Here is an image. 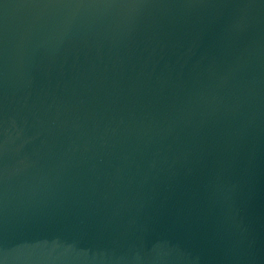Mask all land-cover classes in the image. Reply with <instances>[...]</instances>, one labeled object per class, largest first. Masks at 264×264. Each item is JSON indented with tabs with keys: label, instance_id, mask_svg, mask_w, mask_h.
<instances>
[{
	"label": "water",
	"instance_id": "95a60500",
	"mask_svg": "<svg viewBox=\"0 0 264 264\" xmlns=\"http://www.w3.org/2000/svg\"><path fill=\"white\" fill-rule=\"evenodd\" d=\"M0 264H264V0H0Z\"/></svg>",
	"mask_w": 264,
	"mask_h": 264
}]
</instances>
